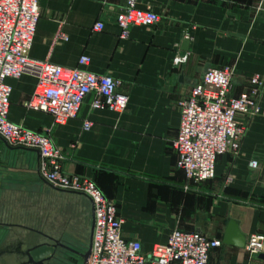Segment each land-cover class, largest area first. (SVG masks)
I'll return each instance as SVG.
<instances>
[{
    "label": "crops",
    "instance_id": "1",
    "mask_svg": "<svg viewBox=\"0 0 264 264\" xmlns=\"http://www.w3.org/2000/svg\"><path fill=\"white\" fill-rule=\"evenodd\" d=\"M39 5L30 56L65 67L90 56L88 70L123 81L129 107L122 114L93 109L90 96L77 118L54 126L51 114L24 105L37 83L26 74L7 79L12 87L9 118L34 131L51 129L63 149L65 171L93 178L117 204L123 238L139 241L148 256L175 229L223 241L230 218L239 221L247 239L264 235V85L258 96L260 113L238 118L245 127L241 154L219 156L214 179L199 184L189 180L176 167L171 147L180 125L179 101L208 67L234 66L235 94L250 87L255 75L264 81V0H139V8H151L161 19L150 28L132 26L125 39L117 14L126 0H39ZM97 22L104 23L102 31L93 29ZM60 33L68 40H57ZM185 39L190 40L188 50L183 49ZM177 51L188 54L181 65L174 64ZM86 120L93 122L89 130L84 129ZM0 143L7 159L0 174V234L24 223L32 207L36 223L67 222L71 234L64 240L83 241L79 231L69 228L70 213L44 205L42 196L84 199L92 225L90 200L51 188L40 175L35 152L9 147L2 138ZM252 160L260 167L253 168ZM210 264H264V259L246 247L223 243L211 253Z\"/></svg>",
    "mask_w": 264,
    "mask_h": 264
},
{
    "label": "built area",
    "instance_id": "2",
    "mask_svg": "<svg viewBox=\"0 0 264 264\" xmlns=\"http://www.w3.org/2000/svg\"><path fill=\"white\" fill-rule=\"evenodd\" d=\"M108 0H103L106 3ZM139 0H126L117 14L121 38H128L132 26L150 28L161 16L151 8H139ZM41 9L39 0H0V136L12 147L39 150L40 175L49 184L68 191L84 193L94 206V232L89 258L85 264H210L211 253L223 246V241L200 231L175 229L168 241L157 243L150 255H144L139 241L122 236L124 220L117 204L107 197L93 178L68 174L64 169L63 149L47 132H38L10 120L12 87L8 78L30 74L37 83L24 105L49 113L54 126L66 125L79 116L88 97H93V109H109L124 113L130 95L122 89L123 81L110 73L98 74L88 70L91 57L82 55L78 65L65 67L48 60L32 58V49ZM95 31L104 29L97 22ZM59 41L68 35L60 33ZM188 60V54L177 51L175 65ZM235 68L231 65L209 67L201 80L179 101L180 125L171 147L176 154V167L182 169L194 183L215 178L219 156L241 154L245 127L240 115L253 119L260 113L258 96L264 81L255 75L250 87L235 94L232 81ZM93 126L84 122V129ZM259 168L258 160H252ZM246 248L252 255L264 253V235L248 237Z\"/></svg>",
    "mask_w": 264,
    "mask_h": 264
},
{
    "label": "water",
    "instance_id": "3",
    "mask_svg": "<svg viewBox=\"0 0 264 264\" xmlns=\"http://www.w3.org/2000/svg\"><path fill=\"white\" fill-rule=\"evenodd\" d=\"M189 43H190L189 39L184 40V45H183L184 50L189 49ZM0 138L2 137L0 136ZM4 142L10 147V145L5 140ZM13 148L24 149L31 152H35L37 154L38 160L41 158V154L37 149L26 148V147H13ZM49 186L58 192L81 195L87 197L90 200L92 206V225H91L88 246L86 247V249L83 248L82 247L83 242L81 240L74 243H70V242L67 243L63 241L62 237L48 238V240H42L33 247L27 248L25 251H23V255L26 257V260L20 262L18 261L17 258H15V256H17L20 253L21 248L18 247L17 249L13 250L12 248L9 247L4 248L3 247L4 244H3V246L0 247V264H69L68 256L71 253L76 254L81 258L80 264H85L87 262L91 252L93 232H94L93 203L91 199L84 193L63 190L51 184H49ZM223 243L238 248L246 247L247 236L242 232L238 220L232 218L228 219L226 230L223 237ZM259 257L264 259V253H260Z\"/></svg>",
    "mask_w": 264,
    "mask_h": 264
},
{
    "label": "rangeland",
    "instance_id": "4",
    "mask_svg": "<svg viewBox=\"0 0 264 264\" xmlns=\"http://www.w3.org/2000/svg\"><path fill=\"white\" fill-rule=\"evenodd\" d=\"M6 157L3 152V147H1L0 143V174L1 172L5 171L6 167H4V164H6ZM43 204L45 203L47 205H54L58 209H64L67 210V212L70 213V219L68 221L69 228L71 230H74L75 232L79 231L80 235L83 239V245L82 247L86 249L89 243V234H90V219L89 214L87 215V210L85 207V200L82 198H78L77 196H65V195H59L56 194L54 197L49 194H44L42 196ZM30 210L28 212V215L25 219H23L21 222L24 223H32L37 222V220H34L33 217V209L32 207H29ZM63 210V211H64ZM17 220V219H16ZM5 236L0 234V245H2V242H4ZM69 264H80L81 258L80 257H70L68 256Z\"/></svg>",
    "mask_w": 264,
    "mask_h": 264
},
{
    "label": "flooded vegetation",
    "instance_id": "5",
    "mask_svg": "<svg viewBox=\"0 0 264 264\" xmlns=\"http://www.w3.org/2000/svg\"><path fill=\"white\" fill-rule=\"evenodd\" d=\"M67 222H63L59 226H56L55 223H47L45 226H41L40 223H21L15 227L9 228V232L4 234V248L17 249L21 248L20 253L15 256L18 261L22 262L26 260V257L23 255V251L27 248L33 247L42 240H48V238H61L63 241L71 233L68 232ZM75 235L79 236L78 233ZM59 236V237H58ZM66 242V241H65ZM68 243V242H67ZM70 256V254H69ZM15 260V259H14Z\"/></svg>",
    "mask_w": 264,
    "mask_h": 264
}]
</instances>
